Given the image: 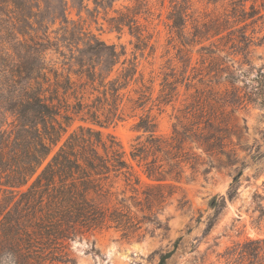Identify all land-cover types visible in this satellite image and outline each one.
Listing matches in <instances>:
<instances>
[{"label": "trees", "instance_id": "trees-1", "mask_svg": "<svg viewBox=\"0 0 264 264\" xmlns=\"http://www.w3.org/2000/svg\"><path fill=\"white\" fill-rule=\"evenodd\" d=\"M116 1L0 0V264H75L74 240L153 236L183 180L206 175L212 158L231 162L233 113L264 108L261 69L246 83L248 56L264 45V0H169L176 53L158 76L141 62L156 49L150 0L115 9ZM82 12L95 24L102 12L109 32L133 38L130 56L95 34ZM167 107L173 123L161 134ZM128 119L136 136L125 151L101 129ZM240 176L227 198L208 200L206 232ZM186 203L180 195L178 206ZM236 254L240 264H264V238Z\"/></svg>", "mask_w": 264, "mask_h": 264}, {"label": "rangeland", "instance_id": "rangeland-1", "mask_svg": "<svg viewBox=\"0 0 264 264\" xmlns=\"http://www.w3.org/2000/svg\"><path fill=\"white\" fill-rule=\"evenodd\" d=\"M131 1L117 0L114 8H121ZM150 5L153 16L148 30L153 33L152 41H156V49L153 59L141 62L146 67V75L153 71V75L158 76L160 68L175 56L176 51L168 45L170 34L166 14L169 0H150ZM203 5L200 3L198 7ZM89 7H92L91 3ZM108 14L113 15V12ZM82 16L87 18L84 12ZM70 17L76 19L75 11H71ZM87 19L95 34L108 43L123 45L127 57L130 56L133 46L129 42H134L133 38L126 32L120 36L109 32L102 12L97 16V24ZM150 61L152 66L147 64ZM248 63L252 70L246 77V83L258 69L264 73V45L253 48ZM227 66L232 70L237 68V64L227 63ZM247 68L242 66L243 70ZM242 85L241 80L236 84L237 87ZM171 115L172 108L167 107L159 116V133L168 134L171 131ZM134 122L128 119L115 127L101 129V132L116 137L128 151L136 136L132 130ZM232 123L237 128V134H232L227 148L231 152V162L228 163L227 158L220 155L212 158L214 167L206 175L199 174L193 180H183L180 189L187 203L184 208L178 206L177 200L182 194L169 202L159 216L163 229H157L153 236L147 235L140 240L127 241L113 231L74 240L70 243V252L75 264H156L179 236L182 239L178 249L164 264H240V256L236 253L242 244L247 240L264 238V108L254 104L244 105L233 113ZM196 153H200L199 150ZM239 173L236 195L232 200H226L225 208L206 232L207 222L213 216L208 200L215 195L227 198L229 186Z\"/></svg>", "mask_w": 264, "mask_h": 264}, {"label": "water", "instance_id": "water-1", "mask_svg": "<svg viewBox=\"0 0 264 264\" xmlns=\"http://www.w3.org/2000/svg\"><path fill=\"white\" fill-rule=\"evenodd\" d=\"M181 239H182V236L177 237L172 247L158 258L156 264H164L167 260H169L174 255L176 250L178 249V245Z\"/></svg>", "mask_w": 264, "mask_h": 264}]
</instances>
